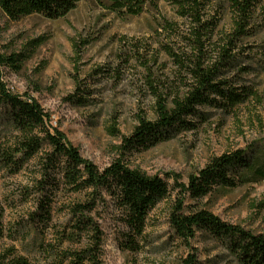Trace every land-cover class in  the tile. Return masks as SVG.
<instances>
[{"label":"rangeland","instance_id":"obj_1","mask_svg":"<svg viewBox=\"0 0 264 264\" xmlns=\"http://www.w3.org/2000/svg\"><path fill=\"white\" fill-rule=\"evenodd\" d=\"M200 16V23L210 29L208 38H202L204 66L216 63L220 71L215 81L227 80L234 91L254 94L235 106H196L198 113L185 117L192 123L189 128L174 127L168 139L148 148L122 153V137L132 133L140 117L156 119L158 95L171 105L174 97L187 93L194 83L189 69L199 54L193 43L199 24L172 0H145L136 15L113 11L95 0H79L57 19L31 14L14 20L0 8V53L26 55L19 69L1 67L2 78L12 93L35 99L48 114V124L99 169L122 157L129 168L157 174L170 187L186 186L189 176L213 156L238 149L264 156V9L256 8L248 33L233 43L228 65L219 61L232 35L229 5L207 0ZM76 85L78 96L86 99L82 103L67 98ZM16 135L0 109V158L10 151ZM17 167L0 159V255L12 252L42 260L38 244L81 247L85 236L70 243L59 238L70 231V205L89 195L67 192L59 173L41 185L36 159ZM178 186L149 211L135 251L123 245L126 230L107 195L91 212H84L102 230V264H180L190 254L197 264H240L225 242L206 232L196 231L186 240L177 237L170 212L182 199L185 214L206 209L223 222L264 233V178L198 199ZM45 210L50 217L41 220Z\"/></svg>","mask_w":264,"mask_h":264},{"label":"trees","instance_id":"obj_2","mask_svg":"<svg viewBox=\"0 0 264 264\" xmlns=\"http://www.w3.org/2000/svg\"><path fill=\"white\" fill-rule=\"evenodd\" d=\"M79 0H0L1 10L11 19L18 20L31 14H41L50 19L64 17L76 7ZM104 7L127 15L139 14L145 0H95ZM184 16L192 17L199 24L193 34L198 57L189 69L194 83L182 97L176 96L172 104L158 95L156 119L151 121L140 117L132 133L122 137V153L138 148H148L168 139V133L174 127L189 128L192 125L185 117L198 113V105H215L223 102L224 106H235L243 102L252 90L238 93L227 80L215 81L220 68L216 63L204 66L201 56L202 38H208L210 29L200 23V12L207 0H172ZM232 11V35L228 36L226 45L220 53L221 64L231 63L233 56L230 49L233 43L248 33L249 26L257 7L264 9V0H224ZM34 44L35 41H30ZM36 45V44H34ZM178 59L174 53H171ZM26 55L12 53L3 56L0 53V109L5 110L9 125L17 132L10 151L2 152L0 159L7 160L21 167L25 162L36 159L40 166L42 178L39 183L59 173L64 189L73 194L86 192L89 198L70 205V219L73 221L68 233L60 234V242H80L85 236L87 241L78 248H60L55 244H38L42 260H32L27 256L8 252L0 255V264H102V230L92 218L84 215L95 209L97 201L104 202L107 195L114 210L120 214V221L125 227L124 246L132 251L139 248L138 239L142 236L149 211L166 198L174 186L159 175H146L137 169H131L122 160L114 158L109 165L99 169L93 162L82 157L77 147L69 144L62 131L48 124L49 116L41 105L32 98L12 93L2 78L1 67L13 65L21 68ZM182 65V61H179ZM80 87L67 98L82 103L86 99L78 96ZM214 97H211V95ZM219 97L220 99H216ZM222 100V101H221ZM114 128V126H112ZM17 156V158H14ZM166 176H169L167 173ZM264 178V156L257 153L249 155L245 150H234L213 156L196 174H191L186 186L179 184V190L188 192L194 199L202 198L219 189H229L240 184L255 182ZM43 187H45L43 185ZM180 199L171 210L169 221L175 235L186 240L203 231L225 242L226 248L240 264H264V233H252L244 228L221 221L206 209H198L185 214L181 211ZM46 210L43 219L50 217ZM65 227L64 230H67ZM79 237V239H76ZM180 264H197L190 254Z\"/></svg>","mask_w":264,"mask_h":264}]
</instances>
